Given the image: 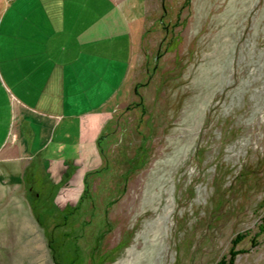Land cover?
Listing matches in <instances>:
<instances>
[{
	"label": "rangeland",
	"instance_id": "obj_1",
	"mask_svg": "<svg viewBox=\"0 0 264 264\" xmlns=\"http://www.w3.org/2000/svg\"><path fill=\"white\" fill-rule=\"evenodd\" d=\"M131 1L83 191L1 181L0 264H264V0Z\"/></svg>",
	"mask_w": 264,
	"mask_h": 264
},
{
	"label": "crops",
	"instance_id": "obj_2",
	"mask_svg": "<svg viewBox=\"0 0 264 264\" xmlns=\"http://www.w3.org/2000/svg\"><path fill=\"white\" fill-rule=\"evenodd\" d=\"M131 4L6 1L0 12V183L22 179L34 197L46 191L52 199L80 196L96 139L128 79L140 27Z\"/></svg>",
	"mask_w": 264,
	"mask_h": 264
}]
</instances>
